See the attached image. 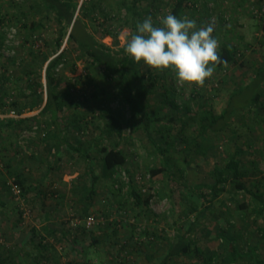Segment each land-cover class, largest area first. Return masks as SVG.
<instances>
[{
  "label": "rangeland",
  "instance_id": "374dc122",
  "mask_svg": "<svg viewBox=\"0 0 264 264\" xmlns=\"http://www.w3.org/2000/svg\"><path fill=\"white\" fill-rule=\"evenodd\" d=\"M83 1L89 3L79 0L76 16L82 17L87 29L116 57L125 55L121 49L138 21L149 15L156 21L168 13L172 2L141 0L140 7H150L151 14L134 19L130 13L133 0H106L103 4L96 0V11L85 10L87 16L82 13ZM199 2L196 10L189 8L183 16L200 26L212 23L218 53L229 45L235 51L234 60L216 66L210 78L195 86L176 84L170 70L158 72L129 57V69L140 70L135 80L137 96L150 112L159 115L151 137L171 147V169L152 176L150 170L162 165L164 155L156 151L140 117L122 101L116 82L86 66L77 44L68 39L71 27L56 50L59 25L54 14L47 15L38 4L40 0H0V108L22 109L28 120L11 126V131L4 127L0 131L9 130L0 138V264H154L177 233L191 229L193 223L191 235H208L212 240L217 229L226 226L239 235L244 251L255 245L264 258V214L252 212L251 202L247 209L238 208L240 202L249 200L243 191L224 184L225 190L204 214L200 210L209 204L210 195L204 192L206 200H201L195 192L197 184L213 181L214 165L223 164L239 146L243 162H258L259 172L251 179L260 180L264 187V108L243 106L251 98V90L233 98L232 104L240 106L221 132L200 134L199 124L205 109L220 114L232 93L254 77L264 60V0ZM102 7L104 15L99 10ZM30 21H42L45 26L29 32L23 24ZM63 50L65 57L57 68L63 107L56 120L48 115L30 119L39 109H31V92L24 80L29 71L39 73L46 95V67ZM20 78L23 87L17 81ZM15 101L17 106L12 105ZM108 122L121 127L120 136H102ZM55 129L60 131L61 141L53 137ZM101 145L121 148L127 155L126 164L115 174L101 164ZM73 147L87 150L91 157ZM19 176L26 190L17 195L12 185ZM131 179L142 194L152 195L148 210L131 197ZM93 182V199L81 198ZM90 215L95 220L89 225ZM48 222L57 227L56 232H46ZM40 242L47 247L42 249L46 258L36 262ZM189 261L179 257L176 264Z\"/></svg>",
  "mask_w": 264,
  "mask_h": 264
},
{
  "label": "trees",
  "instance_id": "16d2710c",
  "mask_svg": "<svg viewBox=\"0 0 264 264\" xmlns=\"http://www.w3.org/2000/svg\"><path fill=\"white\" fill-rule=\"evenodd\" d=\"M105 1L106 0H99V2H102V4ZM140 1L141 0H133L134 9L133 11L130 10V13L134 19L139 18V16L143 17L144 13L147 12L151 14L150 7H145L146 9L140 7ZM199 1L200 0H172L168 7V13H172L177 16H183L185 15L186 10L189 8L196 10V5L200 3ZM38 4L44 6L43 8L47 15L53 13L58 22L59 28L57 36L55 37V49L58 50V48L61 47L64 38L68 33V28L71 27V30L68 33V39L69 41L77 44V49L81 55L86 58V66H89V69L90 67L95 68L99 76L105 80L115 81L117 85V92L121 96L122 101L127 103L133 115L140 117L144 132L148 137H150V140L157 149L156 151L164 155L162 165L153 167L150 170L152 176L171 169V158L168 155L171 147L168 145L163 146L162 143H156L154 138L151 137L152 127L154 123L159 120V115L150 112L142 104L135 92V80L140 76V70L137 69L138 67H134V69L130 70V58L127 55L116 57L113 55L112 50L105 43L101 42L87 29L82 17L76 16L79 0H40V3ZM83 4L85 5L82 8V13L85 16L89 15V12L85 10L96 11L97 9L96 0H89V3L86 1L84 3L83 1L82 5ZM99 10L103 15L106 13L103 7ZM23 25L29 32H34L35 30H40L42 27H44L45 23L42 21H30L29 23L25 22ZM262 29L264 30V19L262 22ZM121 50L124 52V49ZM218 54L223 62L218 63L216 65L217 67H222L235 58V51L233 47H230L229 45L222 47L221 52ZM64 57L65 55L63 50L48 62L45 72L46 95L44 94V84L40 74L34 70L28 72L27 80L24 81H28L26 83V87L29 88L31 92V95H29V97L31 96L32 100L30 102V106L31 109H39L38 114L34 117H31L30 119L35 120L41 115H48L56 120L59 111L63 107L60 99V92L57 89V85L60 84L62 79L58 77L57 68L62 63ZM101 69L104 70L99 72ZM0 76H2L1 73ZM150 78L152 80V77ZM17 81L20 83V81H23V78H20ZM19 86L23 87L24 85L23 83H20ZM246 89L249 91L251 90L252 94L251 98H249V103L247 102V105L243 106L250 110L254 106H260L264 108V102H262V98H264V60L255 72L254 77H252L245 85L232 93L230 99L228 100L227 106L220 114H217L211 109H205L202 111L199 118L201 130L200 134L206 133L208 130L215 131L216 133L221 132L228 125L234 109L240 106L232 104L233 98L236 97V95L243 94ZM12 105L17 106L18 103L15 101ZM10 109L14 108L11 107ZM3 110L5 111V109ZM21 111L22 109L17 112L21 114ZM25 122H28L26 117L17 119L10 117L2 118L0 119V131L3 126L13 127ZM105 131L108 134H106ZM121 131L122 129L119 125L115 126L113 123L108 122L104 128V135L102 136L105 137L110 135L115 138L116 136L118 137L121 135ZM73 148L84 156L91 157L87 150L76 147ZM100 151L102 154L101 164L108 173L115 174L119 167H122L126 164L127 155L123 149L112 145H101ZM242 152L243 148L240 146L237 147L234 152L228 154L223 164L216 163L214 165L213 169L211 170V175L213 177L212 182L202 184L199 183L195 186V192L198 197L201 198V200H206V195L204 192L210 195V197L207 199L209 204L204 205V207L200 210V214H204L205 210H211L212 202L218 199L221 192L225 190L224 184L226 183H230L237 190L243 191L244 195L247 197V199H249L247 201L243 200V202H240L238 204V208L247 209L249 205L248 202H251L254 204V208L251 210L252 212H256L259 215L264 214V187L262 188L260 186V180L251 179L257 175V172H259L258 162L255 159L243 162V159L240 157ZM97 179V176L94 175V181ZM16 183L21 187L23 192L26 190V183L21 176L17 178ZM95 192L96 187L93 182L90 187L86 188L84 193H81V198L91 201L95 195ZM129 192L131 197H133L139 205H143L144 208H147V210L149 209L152 195L142 194L132 179L130 181ZM194 225L195 223L192 224L193 227L191 229L178 232L176 235V240L169 243L165 255L161 258V260L155 262L154 264H176V259L179 257H188L190 261L187 264H239L241 261L249 262L252 259L255 264H264V258H261L258 254V248L255 245H249L248 249L244 251L239 243V235L232 234L228 227L225 226L217 229L213 239L217 241V244L212 245L210 243L213 240L210 239L208 235L196 237L190 234L194 228ZM44 229L48 233L57 231V227H54L51 222H48ZM32 231L34 234L37 232L35 228H33ZM38 247L39 252L36 255V262H40L38 261L40 257L46 258L42 253V249H47V247L41 242L38 243ZM40 263L43 264L44 261H41ZM44 264H46V262ZM65 264H83V262L68 261Z\"/></svg>",
  "mask_w": 264,
  "mask_h": 264
},
{
  "label": "clouds",
  "instance_id": "9594fccd",
  "mask_svg": "<svg viewBox=\"0 0 264 264\" xmlns=\"http://www.w3.org/2000/svg\"><path fill=\"white\" fill-rule=\"evenodd\" d=\"M212 23L167 13L154 21L151 15L136 24L126 37L124 53L155 71L170 70L179 85H202L222 63Z\"/></svg>",
  "mask_w": 264,
  "mask_h": 264
},
{
  "label": "built area",
  "instance_id": "2783aa9c",
  "mask_svg": "<svg viewBox=\"0 0 264 264\" xmlns=\"http://www.w3.org/2000/svg\"><path fill=\"white\" fill-rule=\"evenodd\" d=\"M9 117L10 118H16L17 119V118L24 117V115L18 113L15 109H8V110L5 109V111H4V110H2L0 108V118H9ZM33 128L36 129L38 127L35 125V126H33ZM12 190L17 195L21 193V187L17 183H14L12 185ZM94 220H95L94 219V216L93 215H90L88 217V219H87V224L90 225V224L94 223Z\"/></svg>",
  "mask_w": 264,
  "mask_h": 264
},
{
  "label": "crops",
  "instance_id": "0c3cea01",
  "mask_svg": "<svg viewBox=\"0 0 264 264\" xmlns=\"http://www.w3.org/2000/svg\"><path fill=\"white\" fill-rule=\"evenodd\" d=\"M37 114H38V113H37ZM37 114H36V115H37ZM0 119H2V118H0ZM3 127H4V126H3ZM14 127H15V126H14ZM4 128H7V129L9 128V130L11 131V129H10L11 127H9V126H8V127H4ZM9 130H8V131H9ZM55 130H56V131H55ZM55 130H54L55 132H54L53 137H55L56 141H61V139H60V133H59L60 131H58V130H60V129L58 128V130H57V129H55ZM8 131L5 132V131L2 130V132H0V138L2 139V134H3V135H7V134H8ZM9 134H10V133H9ZM3 139L6 140V138H3ZM16 139H17V137H15V141H16ZM2 142H3V141H1V143H2ZM76 151H77V150H76Z\"/></svg>",
  "mask_w": 264,
  "mask_h": 264
}]
</instances>
